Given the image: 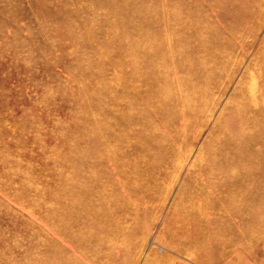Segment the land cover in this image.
<instances>
[{"label": "rangeland", "instance_id": "rangeland-1", "mask_svg": "<svg viewBox=\"0 0 264 264\" xmlns=\"http://www.w3.org/2000/svg\"><path fill=\"white\" fill-rule=\"evenodd\" d=\"M263 150L264 0H0V264H123Z\"/></svg>", "mask_w": 264, "mask_h": 264}, {"label": "crops", "instance_id": "crops-1", "mask_svg": "<svg viewBox=\"0 0 264 264\" xmlns=\"http://www.w3.org/2000/svg\"><path fill=\"white\" fill-rule=\"evenodd\" d=\"M232 170L211 172L224 188L146 199L123 264H264V153Z\"/></svg>", "mask_w": 264, "mask_h": 264}]
</instances>
